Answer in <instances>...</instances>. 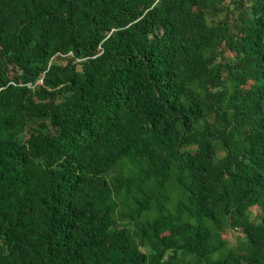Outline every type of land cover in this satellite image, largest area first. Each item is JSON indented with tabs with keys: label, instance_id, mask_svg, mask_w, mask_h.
<instances>
[{
	"label": "trees",
	"instance_id": "16d2710c",
	"mask_svg": "<svg viewBox=\"0 0 264 264\" xmlns=\"http://www.w3.org/2000/svg\"><path fill=\"white\" fill-rule=\"evenodd\" d=\"M0 264H264V0H0Z\"/></svg>",
	"mask_w": 264,
	"mask_h": 264
},
{
	"label": "rangeland",
	"instance_id": "374dc122",
	"mask_svg": "<svg viewBox=\"0 0 264 264\" xmlns=\"http://www.w3.org/2000/svg\"><path fill=\"white\" fill-rule=\"evenodd\" d=\"M241 235L237 230H228L226 233H224V237L226 240H228L230 243H236L238 241V236Z\"/></svg>",
	"mask_w": 264,
	"mask_h": 264
},
{
	"label": "clouds",
	"instance_id": "9594fccd",
	"mask_svg": "<svg viewBox=\"0 0 264 264\" xmlns=\"http://www.w3.org/2000/svg\"><path fill=\"white\" fill-rule=\"evenodd\" d=\"M235 230H237V229H235ZM235 230H234V231H235ZM237 231H238V230H237Z\"/></svg>",
	"mask_w": 264,
	"mask_h": 264
}]
</instances>
